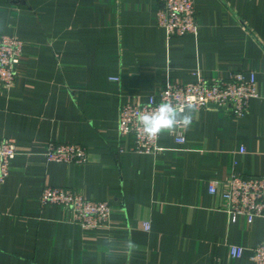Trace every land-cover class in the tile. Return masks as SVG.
Here are the masks:
<instances>
[{
	"label": "crops",
	"instance_id": "obj_1",
	"mask_svg": "<svg viewBox=\"0 0 264 264\" xmlns=\"http://www.w3.org/2000/svg\"><path fill=\"white\" fill-rule=\"evenodd\" d=\"M195 3L198 34L169 40L157 0H0V35L24 43L14 87L0 84V140L18 147L0 186V264H252L264 218L233 221L209 186L233 167L264 176V0ZM234 71L257 74L244 118L195 109L186 145L161 134L158 155L118 135L125 101ZM52 141L84 146L89 161L47 162ZM44 187L108 202L112 227L86 231L68 209L42 207Z\"/></svg>",
	"mask_w": 264,
	"mask_h": 264
},
{
	"label": "built area",
	"instance_id": "obj_2",
	"mask_svg": "<svg viewBox=\"0 0 264 264\" xmlns=\"http://www.w3.org/2000/svg\"><path fill=\"white\" fill-rule=\"evenodd\" d=\"M157 24L165 30L169 40L174 37L197 35L199 32L198 13L195 0H157ZM24 43L11 35H0V84L12 89L16 82L17 65L23 55ZM197 81L189 83L172 82L146 101L131 99L120 109L118 135L132 137L131 151L139 154L158 155L160 136L147 138L140 130L137 116L154 109L161 102L168 101L183 105L189 100L197 110H218L228 112L234 119L244 118L253 99L260 98L257 90L255 71H234L227 77L205 78L198 75ZM120 81V78H112ZM188 128H177L171 135L179 145H186ZM244 153V149L241 151ZM18 155L15 139L0 140V186L10 174L11 162ZM47 162L67 165H83L89 161L87 149L79 144L50 142L45 154ZM210 194L220 197L225 203L224 211L233 221L239 216L246 217L249 223L256 218H264V176H246L235 167L231 176L224 181H211ZM42 207L61 206L72 213V222L86 231L109 229L113 225V207L105 201L86 199L69 187H44L41 196ZM149 229L148 223L144 225ZM230 256L240 259L245 248L230 245ZM252 264H264V242L252 249Z\"/></svg>",
	"mask_w": 264,
	"mask_h": 264
},
{
	"label": "clouds",
	"instance_id": "obj_3",
	"mask_svg": "<svg viewBox=\"0 0 264 264\" xmlns=\"http://www.w3.org/2000/svg\"><path fill=\"white\" fill-rule=\"evenodd\" d=\"M195 104L190 100L183 105L173 104L168 101L161 102L154 109L142 112L137 116V123L143 134L154 139L161 134H171L177 128H188L193 122ZM129 254L139 249L130 237L126 243Z\"/></svg>",
	"mask_w": 264,
	"mask_h": 264
}]
</instances>
